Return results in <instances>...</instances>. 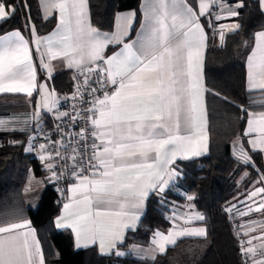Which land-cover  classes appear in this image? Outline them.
Listing matches in <instances>:
<instances>
[{
  "label": "snow or ice",
  "instance_id": "1",
  "mask_svg": "<svg viewBox=\"0 0 264 264\" xmlns=\"http://www.w3.org/2000/svg\"><path fill=\"white\" fill-rule=\"evenodd\" d=\"M258 3L264 11V0ZM38 6L45 18L57 10L58 24L50 36L43 38L37 36L33 25L32 43L39 51L43 39L48 45L49 61L63 58L69 68L78 71L83 84L77 83L76 92L83 103L90 105L86 109L87 127L75 133L77 147L70 153L63 140L47 138L39 144V158L46 162L50 180L59 179L57 158L71 162L73 183L56 227L71 229L76 248L98 245L101 254H110L125 241L128 231L136 229L149 196L164 193L180 175L172 167L176 159H191L207 152L202 53L209 37L205 27L214 28V35L223 45L225 32H237L240 24H214L213 16L216 22L238 17V9L245 5L243 0H198L195 6H189L186 0H144V21L137 39L131 42L124 37L129 34L135 13L118 14L116 31L108 34L91 25L88 0H38ZM30 7L27 0H0V26L22 8ZM202 17L207 19V25L201 22ZM27 19L30 22V14ZM113 43L122 47L106 56L105 49ZM41 64L45 69L50 67L43 58ZM247 67V90L250 94L259 92L262 99L252 101L255 108L240 109L246 125L242 135L249 137L247 143L253 151L264 153V31L254 34ZM39 87L43 90L47 86ZM36 89L29 41L20 30L0 35V94L24 93L32 97ZM54 91L43 98V108L48 112L58 107V102L49 104V95H54ZM85 92L93 99H85ZM39 115L38 106L37 118ZM64 117L72 122L83 118L79 111L71 116L68 112L57 113V119ZM20 123L14 120L6 127ZM22 123L27 124V118ZM56 143L59 147L53 152L49 146ZM89 148L90 154L86 151ZM235 155L245 166L252 165L243 146ZM257 182L264 185V176ZM241 203L247 210L237 209L240 217L252 212L264 214V186L248 192ZM234 208L232 205L225 211L231 214ZM175 219L182 223H174L166 234L155 232L154 247L148 254H164L167 246H175L182 237L206 236L205 228L189 226L193 221H203V215L185 213ZM237 242L243 264H264V221L240 224ZM151 258L154 260L155 256ZM0 264H45L41 241L30 221L0 212Z\"/></svg>",
  "mask_w": 264,
  "mask_h": 264
},
{
  "label": "trees",
  "instance_id": "2",
  "mask_svg": "<svg viewBox=\"0 0 264 264\" xmlns=\"http://www.w3.org/2000/svg\"><path fill=\"white\" fill-rule=\"evenodd\" d=\"M88 1L92 25L106 32L113 29L118 12L133 10L138 13L140 3V0ZM27 2L31 5L30 9L22 8L15 17L0 26V35L20 30L35 53L31 27L34 25L37 36L41 37L54 28L55 18L42 20L38 1ZM232 2L229 0V3ZM243 3L245 7L240 9L236 19L240 28L235 33L226 34L221 47L216 45L213 29L205 27L209 37L203 55V82L210 137L208 155L178 161L174 165L182 178L164 193L149 196L146 213L138 228L127 233L120 248L127 251L134 244L148 245L156 231H167L171 227V208L184 206L187 202L196 213L205 217V238L182 239L152 261L130 254L102 257L95 248L75 251L71 234L58 232L54 227L61 204L57 202L54 184L44 165L27 150L29 133H0V212L30 221L41 241L47 264H243L235 223L225 209L238 194L246 192L260 175L264 176V153L248 150L242 135L246 126L245 116L240 111L242 107L255 108L257 105L252 101L259 102L262 99L259 93L250 94L246 90L245 62L253 46L254 34L264 30V14L258 0H243ZM28 14L31 16L30 22ZM202 23L207 25V20ZM72 77L71 72L53 76L51 88L58 95L66 96ZM4 98L8 97H1L0 100ZM44 118L47 126L56 121L48 114ZM237 137L243 141L251 157V166H245L232 155L231 144ZM30 173L41 178L45 184L36 210L27 208L23 198V188ZM190 195L194 197L191 201L187 199Z\"/></svg>",
  "mask_w": 264,
  "mask_h": 264
},
{
  "label": "crops",
  "instance_id": "3",
  "mask_svg": "<svg viewBox=\"0 0 264 264\" xmlns=\"http://www.w3.org/2000/svg\"><path fill=\"white\" fill-rule=\"evenodd\" d=\"M186 2L188 3L189 6H195L198 3V0H186ZM143 3H144V0H140L138 13L136 11H133V10L118 12L116 14V16H115L113 29L111 31H108V32H106V31H100V32L101 33H108V34L114 33L116 31L115 21H116V17H117L118 14L127 15V14H130V13H135V15H134V17L132 19V25H131V29L129 31V34H128V36L124 37V39L127 42H131L133 40H136L137 39V34L141 30V24L144 21L143 12H142V5H143ZM39 10H40V14H41L42 20L47 21V20H50L52 18H55V26H54V28L49 33L41 36L40 38L48 37L57 28L59 13H58L57 10H53L52 11V14L49 15L47 18H45V15H44V13H43V11H42V9L40 7H39ZM196 10L198 11V8ZM238 11H240V9H238ZM262 12L264 14V11H262ZM138 14H139V17H138ZM88 18H89V20L91 22L90 10H89V1H88ZM236 19H237V17H234V18L225 19V20H221L219 22H216L214 20V17H213V23L214 24L215 23H228V24H230V23H233V22L237 23L236 22ZM203 20H207V19L202 17L201 18V22ZM91 25H92V23H91ZM212 29L215 32V29L214 28H212ZM205 31H206V28H205ZM229 33H233V32H225V35L226 34H229ZM214 36H215L216 45L218 47H221L222 45H221V43L219 41L218 36L217 35H214ZM24 37H25V35H24ZM193 38H195V37H193ZM57 39H58V37H57ZM32 40H33V37H32ZM33 45L35 47L36 57H35V53H33V50L31 48V45H30V42H29V47H30V49L32 51V56H33V64H34V66L36 68V79H37V89L33 91V96L32 97H27L24 93H15V94L5 93V94H0V98L1 97H8V98H4V99H1L0 100V121H3V124L0 125V133H11V132L29 133V140L32 139V141L34 140L33 139L34 138L33 132L36 131V130H38V129H41L45 125L46 119L44 118V115L45 114H48L52 118L57 119V113L59 112V109L61 108L63 102L66 100V98L68 96V94L66 96H61L62 97V100L60 102V106L58 108H54L52 112L45 111L46 109L43 108V98H44L45 95H47V93L49 92L48 91L49 89L50 90H53L51 88V85H50L51 78L53 76L59 75L61 73H65V72H71V73H73V71H75V69H71V68H69L67 66V61L64 60L63 58H58L56 60L49 61L48 56H47V47H48V45H47V43L43 39L40 40L39 51H37V45L35 43H33ZM253 46H254V41H253ZM253 46H252V48H253ZM121 47H122V45H118V44H115V43L109 44L107 46V48L105 49V53L104 54L106 56L112 55L114 51H118ZM206 48H207V44H206V47L203 49L202 59H203V55H204V53L206 51ZM109 50H110V52H109ZM250 52H249V54H250ZM41 58H43L44 63L50 65V67L48 69L43 68V66L41 64ZM245 73H246V83H245V85H246V90H247V74H248L247 58H246V62H245ZM43 78H45L46 86H47L46 89H45V91H44V89L41 90L40 87H39L41 85V81H42ZM203 86H204V82H203ZM247 92H248V90H247ZM256 93H259V92H256ZM203 102H204V106L206 107V105H205V91L203 92ZM38 106H39L40 115L37 118L36 113H37V110H38ZM26 118H27L28 123L27 124H23L22 122ZM14 120L20 121L21 123L19 125L12 124L10 127H6L7 125H9V122L14 121ZM14 127H24L26 130L25 131H19V130L13 131L12 128H14ZM206 131H207V138H208L207 139V146H208L207 152L204 153V154H202V155H200L199 157L206 156L209 153L210 137H209V131H208V123H207V129H206ZM244 138H245V142H246V145H247L249 151H251L253 153H261V152H259V150H256V151H253L252 150V146L247 143L249 137H244ZM235 141H237V139H235L232 142V144H231V152H232L233 157L237 160L235 154L238 153L240 147L243 146V148H244V150L246 152H247V150L245 149V146L243 144V141L240 139L239 140L240 141V145H238V147L236 148V151H235L234 150V145H233V143ZM29 144L30 143L28 141V145ZM28 149H30V148H27V150ZM28 151L31 152V149L28 150ZM40 153H41V150L39 148V153H38V157H37L38 159H40L39 158ZM199 157H193L191 159H195V158H199ZM191 159H180V158H177L176 161H175V163L172 165V167L174 168V165L178 161L191 160ZM42 164L44 165L43 162H42ZM31 176H33L32 173L29 174L28 179H27V182H26V184H25V186L23 188V196H24V200H25V204H26L27 208H29L31 210H36L38 208V205H39L40 199L42 197V194H43V192L45 190V185L44 186L42 185V182L40 181L39 178L33 177L34 179L31 180ZM261 176L262 175H260L259 178H257L251 184V186L249 187V189L246 192L238 194L228 204V206H227V208L231 207L232 205H235L236 206V208L233 209V212L231 214L229 213L231 215L232 220L235 223V230H236V232L239 229V225L242 224V223L250 222L252 220L264 221V214L252 212L248 216L240 217L239 214H238V212H237V209L242 210V211H246L247 210L246 207H245V204L244 203H241V201H244L245 200V196H246V194L248 192L254 190V188H256V187L264 186L261 183H258L257 182V181L260 180ZM181 178H182V175L180 174L174 180V182L169 186V188L173 184H175L178 179H181ZM68 188H67V192H66V199L61 204V209H60L59 215L54 220V227H55V229L58 232H69L71 234L72 240H73V248H74L75 251H80V250H86V249H93V248H95L96 251H97V253H98V255L99 256H102V257L110 256L112 254H115L116 252H120V253H123V254L122 255H117V256L123 257L126 254H130V255H132V256H134L136 258H140V259L148 260V261L149 260H151V261L153 260L151 258L153 255L155 256V258L157 256H159V255H163V254H160L158 251L152 252V253L148 254L149 253V250L154 247L152 245V240H153V237H154V234L155 233L151 237L150 242H149L148 245L142 246V245H135L134 244V245H131L128 248L127 251H123L120 248L124 244L125 241L122 244L117 245V247L115 249H113L110 254H101L98 245L89 246V247H86V248H83L82 247V248H79V249L76 248L75 247V243H74V234L72 233L71 229H58L56 227L57 218L61 216L62 211H63V204L66 203V202H68L67 197L70 195L68 193ZM256 199L259 200V197H257ZM247 203L248 204H251L252 201H247ZM145 213H146V202H145V207L142 210V214H141L140 220L137 222L136 229L138 228V225H139L140 221L142 220L143 216L145 215ZM185 213H196L193 210V207L188 202L184 206H181V207H178V208H171V211H170V214H169V219H170L171 227L167 231H160V232L166 234L172 228V226H173L174 223H182V221H177L175 219V216H177V215H181L182 216ZM203 222H204V220L203 221H193L192 225H189V226H191V227H203V228H205L204 225H203ZM31 228H33L32 225H31ZM205 230H206V228H205ZM128 232H131V231H128ZM127 233H126V235H127ZM205 237L206 236H204V237H182V238H179L177 240V242L180 241V240H182V239H187V238L202 239V238H205ZM171 247H173V246L169 245V246H167V249L168 248H171ZM45 264H47L46 261H45Z\"/></svg>",
  "mask_w": 264,
  "mask_h": 264
},
{
  "label": "built area",
  "instance_id": "4",
  "mask_svg": "<svg viewBox=\"0 0 264 264\" xmlns=\"http://www.w3.org/2000/svg\"><path fill=\"white\" fill-rule=\"evenodd\" d=\"M72 82L70 85L69 93L66 98V100L63 102L61 108L59 109V112H68L69 116L75 115L77 111L82 113L83 118H79L76 122L70 121L69 117H64L62 119H56V121L47 126L44 125L41 129H38L33 132L34 134V140L31 144L27 146V148L31 149V153L38 157L39 153V144L45 143L47 138H50L53 141H61L68 146L69 153L73 147H77L76 140L78 137L75 135V133L79 132L81 128L87 127L86 124V116L87 112L86 109L90 106L88 104L83 103L79 99V93L76 92V86L77 83L82 86L83 84V77L79 75L78 71L75 70L72 73ZM93 80L96 79V77L93 75ZM81 92H84L83 87H81ZM73 95L77 96V99H72ZM96 95H100V93H97ZM84 98L87 100H92L93 97L87 95V93H84ZM73 105H75V108H73ZM46 124V122H45ZM58 125L60 126L58 129ZM91 138L89 137V143ZM50 150L55 152L56 148L59 147V143H56L54 145H50ZM88 154H90L91 149L86 150ZM69 153H63V155H68ZM87 163V156H85V164ZM64 165H67V168L64 167ZM56 167H57V175L59 176V179L57 180H51V182L54 184L55 188V194L56 199L59 204H62L66 199V192L67 188L73 183V178L70 175L71 172V162L66 160H60L59 158L56 159ZM46 169V168H45ZM47 170V169H46ZM49 178L51 177V172L48 171ZM60 172H63V175H60Z\"/></svg>",
  "mask_w": 264,
  "mask_h": 264
},
{
  "label": "rangeland",
  "instance_id": "5",
  "mask_svg": "<svg viewBox=\"0 0 264 264\" xmlns=\"http://www.w3.org/2000/svg\"><path fill=\"white\" fill-rule=\"evenodd\" d=\"M41 85H46V81H45V78H43L42 79V81H41ZM46 89V88H45ZM45 89H44V91H45ZM49 92L47 93V95L48 94H50L51 92H52V90H48ZM61 100H62V97L61 96H59L58 94H56L55 92H54V95H49V104L51 105L52 103H54V102H58V107L60 106V102H61ZM40 103V102H39ZM57 107V108H58ZM45 111H47V110H45ZM48 112V111H47ZM233 145H234V150L236 151V148L238 147V145H240V141H235L234 143H233ZM43 163H44V166H45V161H42ZM46 168V167H45ZM47 169V168H46ZM34 176H31V180H33L34 178H33ZM40 179V181L42 182V185L44 186L45 184H44V182L42 181V179L41 178H39ZM23 198H24V196H23ZM25 201V200H24Z\"/></svg>",
  "mask_w": 264,
  "mask_h": 264
}]
</instances>
